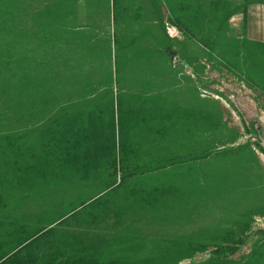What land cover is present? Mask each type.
<instances>
[{
    "label": "rangeland",
    "instance_id": "rangeland-1",
    "mask_svg": "<svg viewBox=\"0 0 264 264\" xmlns=\"http://www.w3.org/2000/svg\"><path fill=\"white\" fill-rule=\"evenodd\" d=\"M257 1L0 0V260L264 264Z\"/></svg>",
    "mask_w": 264,
    "mask_h": 264
},
{
    "label": "trees",
    "instance_id": "trees-1",
    "mask_svg": "<svg viewBox=\"0 0 264 264\" xmlns=\"http://www.w3.org/2000/svg\"><path fill=\"white\" fill-rule=\"evenodd\" d=\"M108 159H109L110 168H113V164H115L117 157H115L114 155H112L111 152H109ZM29 244L30 243L24 245L23 247H21V245L16 247L12 252H10L9 257H7L5 260H0V264H66L69 262L71 263V261L69 259H66L64 261H60V263H52V262H50V260H53V259L46 258L47 260H44L45 259L44 254L41 255L40 257H38V256L31 257L29 254L27 255V253H29L31 250L30 251H24L25 249H27ZM55 256H57V255H54V257ZM93 257H95V256L84 254L81 257H78L72 263H74V264H122L121 262H118V261L103 263V262H100L99 260H96ZM94 261H98V262H94ZM211 264H235V263H232V262L228 263V262H225L223 260L218 259ZM243 264H245V263H243ZM254 264H260V263L257 262Z\"/></svg>",
    "mask_w": 264,
    "mask_h": 264
},
{
    "label": "crops",
    "instance_id": "crops-1",
    "mask_svg": "<svg viewBox=\"0 0 264 264\" xmlns=\"http://www.w3.org/2000/svg\"><path fill=\"white\" fill-rule=\"evenodd\" d=\"M240 22L241 32L248 42L264 45V0L248 5Z\"/></svg>",
    "mask_w": 264,
    "mask_h": 264
},
{
    "label": "built area",
    "instance_id": "built-area-1",
    "mask_svg": "<svg viewBox=\"0 0 264 264\" xmlns=\"http://www.w3.org/2000/svg\"><path fill=\"white\" fill-rule=\"evenodd\" d=\"M165 29L169 36L176 35V30L173 27L165 26ZM258 114L255 123H252L253 131L249 133L246 143L251 147L252 151L259 156L264 166V114L262 112H258ZM256 223L264 226V223L259 219Z\"/></svg>",
    "mask_w": 264,
    "mask_h": 264
}]
</instances>
